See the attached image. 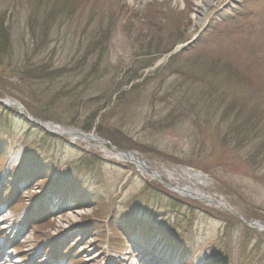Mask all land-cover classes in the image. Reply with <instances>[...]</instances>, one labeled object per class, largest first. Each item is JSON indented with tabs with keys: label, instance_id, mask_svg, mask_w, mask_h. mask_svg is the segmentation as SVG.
I'll return each mask as SVG.
<instances>
[{
	"label": "rangeland",
	"instance_id": "1",
	"mask_svg": "<svg viewBox=\"0 0 264 264\" xmlns=\"http://www.w3.org/2000/svg\"><path fill=\"white\" fill-rule=\"evenodd\" d=\"M4 99L170 172L0 103V240L26 264H264V0H0ZM182 167L224 205L170 190Z\"/></svg>",
	"mask_w": 264,
	"mask_h": 264
},
{
	"label": "bare ground",
	"instance_id": "2",
	"mask_svg": "<svg viewBox=\"0 0 264 264\" xmlns=\"http://www.w3.org/2000/svg\"><path fill=\"white\" fill-rule=\"evenodd\" d=\"M207 5L204 4L203 6V12L205 11V9L209 6L210 3H206ZM202 19V16H199L198 17V22ZM3 102L9 106H12L14 108H17L19 111L23 112V108L21 107V105L12 100V99H4ZM47 128H49L50 130L52 131H55V132H59V133H63L67 136H69L72 140H75V139H80V140H83V141H86V142H89V141H93L95 143H98L100 146H101V149L103 152H108V150L106 149V147L104 146L105 144V141H103L102 139L98 138L96 135H93V134H87V133H84L82 131H79V130H76L74 128H65V127H62V128H58L57 129V126H53V125H50V124H44ZM114 157L122 160V159H127V160H131L133 162H136V164L138 165V167L141 166V162H139L138 160V157H137V154L134 153V152H130V153H125V152H117L115 154H113ZM16 158V157H15ZM194 177L197 178L198 180L201 179L199 177H202V175H200V173L194 171L193 173ZM173 189L178 191L180 194L182 195H189V196H196L198 199H201L203 201H206V202H214L216 205L218 206H223L224 203H222L221 200L217 199V198H213V197H210V196H206L203 192H201L199 189L195 188L192 186L191 183L187 184L186 186H180V185H172ZM2 211L0 210V213ZM1 220H6L4 217L1 218ZM7 227L9 226H5L4 229H6ZM257 227L259 228H264L262 225H258ZM11 247H8V245L6 244V241L5 240H0V264H26L27 263V260L23 257L25 255V253L29 254L31 253L30 251H32L30 248L26 249L24 253H22V255L20 256L19 254H14L12 251H9ZM41 251V250H39ZM39 253V252H38ZM140 255V254H138ZM90 256V255H89ZM143 256H139V259H138V263L140 264L143 260ZM39 258H36L34 260H38ZM96 259V256H92L89 258L90 261H95ZM33 262V261H32ZM31 262V263H32ZM30 263V264H31ZM42 263V262H41ZM40 264V263H39ZM195 264H200V263H195Z\"/></svg>",
	"mask_w": 264,
	"mask_h": 264
},
{
	"label": "water",
	"instance_id": "3",
	"mask_svg": "<svg viewBox=\"0 0 264 264\" xmlns=\"http://www.w3.org/2000/svg\"><path fill=\"white\" fill-rule=\"evenodd\" d=\"M0 103H2L3 105H6V104H4L2 101H0ZM23 111H25V110H23ZM29 118H30V117H29ZM31 119H32V118H31ZM33 119H34V118H33ZM33 121H35L36 123H38L36 119H34ZM250 222H253V221H250Z\"/></svg>",
	"mask_w": 264,
	"mask_h": 264
}]
</instances>
